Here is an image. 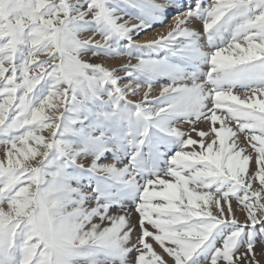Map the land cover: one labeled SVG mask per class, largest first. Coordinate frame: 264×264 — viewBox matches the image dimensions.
Instances as JSON below:
<instances>
[{
  "label": "snow or ice",
  "instance_id": "1",
  "mask_svg": "<svg viewBox=\"0 0 264 264\" xmlns=\"http://www.w3.org/2000/svg\"><path fill=\"white\" fill-rule=\"evenodd\" d=\"M0 264H264V0H0Z\"/></svg>",
  "mask_w": 264,
  "mask_h": 264
},
{
  "label": "bare ground",
  "instance_id": "2",
  "mask_svg": "<svg viewBox=\"0 0 264 264\" xmlns=\"http://www.w3.org/2000/svg\"><path fill=\"white\" fill-rule=\"evenodd\" d=\"M171 21V16H169L168 20L165 21L164 25H159V27L157 29H155L154 31H149V33L145 36H142L141 38H139L141 41L145 40V39H150L153 38L155 36V34L159 31L165 30L166 26L168 23H170Z\"/></svg>",
  "mask_w": 264,
  "mask_h": 264
},
{
  "label": "rangeland",
  "instance_id": "3",
  "mask_svg": "<svg viewBox=\"0 0 264 264\" xmlns=\"http://www.w3.org/2000/svg\"><path fill=\"white\" fill-rule=\"evenodd\" d=\"M159 27V25H155L153 29H151L150 31H154L155 29H157ZM144 36V34L141 35V37ZM140 37V38H141ZM201 127H205L204 125H201Z\"/></svg>",
  "mask_w": 264,
  "mask_h": 264
}]
</instances>
